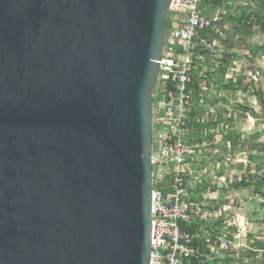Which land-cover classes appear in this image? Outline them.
Returning <instances> with one entry per match:
<instances>
[{
  "label": "water",
  "instance_id": "water-1",
  "mask_svg": "<svg viewBox=\"0 0 264 264\" xmlns=\"http://www.w3.org/2000/svg\"><path fill=\"white\" fill-rule=\"evenodd\" d=\"M172 1L0 0V264H151Z\"/></svg>",
  "mask_w": 264,
  "mask_h": 264
},
{
  "label": "built area",
  "instance_id": "built-area-1",
  "mask_svg": "<svg viewBox=\"0 0 264 264\" xmlns=\"http://www.w3.org/2000/svg\"><path fill=\"white\" fill-rule=\"evenodd\" d=\"M253 1H172L154 93L151 264H220L247 236L233 186L255 175L243 150L264 111L252 87L264 72L253 71L254 57L264 58L253 47L264 44L231 19L262 17L264 4Z\"/></svg>",
  "mask_w": 264,
  "mask_h": 264
},
{
  "label": "rangeland",
  "instance_id": "rangeland-1",
  "mask_svg": "<svg viewBox=\"0 0 264 264\" xmlns=\"http://www.w3.org/2000/svg\"><path fill=\"white\" fill-rule=\"evenodd\" d=\"M256 1V2H255ZM261 0H254L253 3H262ZM251 8H254L251 5ZM262 13V19H264V10ZM252 41H256L259 44H264V35L258 31H254ZM254 57V56H253ZM256 62L253 63V71L260 70V73L264 71V58L254 57ZM257 92L264 97V72L261 73L259 80L253 85ZM260 121L255 126L250 125L251 131L249 135L246 134V147L243 151H246L250 155V162L255 173L254 181H258L257 177L260 173H264V111L259 116ZM240 144L243 143L241 142ZM260 171V173H257ZM262 193L259 195L256 193L255 188L242 189L235 191L239 194L237 197L239 200L244 202V206L240 212L235 213L236 215L244 216L246 222V234L247 236L237 240V244H240V250L233 251L227 258L222 257L220 264L229 261L230 264H264V185L261 187ZM237 199V201H238ZM241 206H238L240 209ZM237 217V216H235ZM232 235L237 232V227H233L229 230ZM229 255V254H228ZM226 260V261H224ZM218 264V263H216Z\"/></svg>",
  "mask_w": 264,
  "mask_h": 264
},
{
  "label": "trees",
  "instance_id": "trees-1",
  "mask_svg": "<svg viewBox=\"0 0 264 264\" xmlns=\"http://www.w3.org/2000/svg\"><path fill=\"white\" fill-rule=\"evenodd\" d=\"M264 1V0H263ZM262 0L260 2H263ZM231 23L237 27H243L244 31L246 34H249L251 36L254 35V28L258 27L259 30L264 34V19H262L261 15L257 12H251L248 13V11H242L240 14H236L232 19H231ZM260 52L264 53V46H255L253 47V53L255 55L260 54ZM252 87H254L252 85ZM255 90V88H253ZM256 91V90H255ZM257 94L260 95V92H257ZM261 103L264 107V97H261ZM255 179V175H253L251 177V180L247 181V180H243L240 183H236L233 186V190L235 191H239L242 189H248V188H255L256 193H258L259 195H261L262 193V186L264 185V174L260 175L259 177H257L258 181H254ZM183 228L190 230V231H196V228H189L188 226H183ZM201 251H203V249H201ZM200 258H194L192 260L191 264H201Z\"/></svg>",
  "mask_w": 264,
  "mask_h": 264
},
{
  "label": "crops",
  "instance_id": "crops-1",
  "mask_svg": "<svg viewBox=\"0 0 264 264\" xmlns=\"http://www.w3.org/2000/svg\"><path fill=\"white\" fill-rule=\"evenodd\" d=\"M264 131V130H263ZM248 145V144H247ZM209 225H210V223H209Z\"/></svg>",
  "mask_w": 264,
  "mask_h": 264
}]
</instances>
